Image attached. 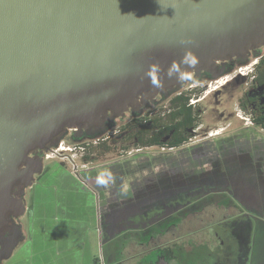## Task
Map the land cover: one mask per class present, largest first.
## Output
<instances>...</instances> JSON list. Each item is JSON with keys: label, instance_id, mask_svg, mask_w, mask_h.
<instances>
[{"label": "flooded vegetation", "instance_id": "af4514ba", "mask_svg": "<svg viewBox=\"0 0 264 264\" xmlns=\"http://www.w3.org/2000/svg\"><path fill=\"white\" fill-rule=\"evenodd\" d=\"M249 54L195 69L178 87L129 108L122 117L108 113L96 127L65 129L43 149L31 150L28 165L18 169L33 170L40 162V170L30 186L13 185L11 197L22 201L23 214L8 213L0 237L21 229L26 241V214L27 226L45 223L48 237L80 238V223L95 229L104 242L121 231L143 236L124 240L121 249L129 246L133 252L111 264H264V129L253 123L258 104H264V87L255 88L253 82L258 59L240 65ZM239 68H245L244 75L235 74ZM232 83L239 92L237 121L204 131L209 128L202 104ZM178 97L188 98L184 112L171 104ZM122 126L128 130L121 133ZM121 137L129 139L122 144ZM61 142L71 149L46 158ZM103 142L110 144L107 154L99 152ZM115 152L120 154L112 158ZM105 156L109 160L100 162ZM211 194L222 197L203 202ZM235 218L251 225L247 239L241 240ZM89 260L103 264L95 255Z\"/></svg>", "mask_w": 264, "mask_h": 264}, {"label": "water", "instance_id": "95a60500", "mask_svg": "<svg viewBox=\"0 0 264 264\" xmlns=\"http://www.w3.org/2000/svg\"><path fill=\"white\" fill-rule=\"evenodd\" d=\"M263 47L264 0H0V231L31 150ZM24 238L0 237V263Z\"/></svg>", "mask_w": 264, "mask_h": 264}, {"label": "rangeland", "instance_id": "374dc122", "mask_svg": "<svg viewBox=\"0 0 264 264\" xmlns=\"http://www.w3.org/2000/svg\"><path fill=\"white\" fill-rule=\"evenodd\" d=\"M232 84L233 85L227 84L223 89L218 91V93L213 95L211 94V96L202 104V108L206 112L204 119L209 128L208 130L207 128H205L204 131H209L210 128H212L216 123L218 124L217 125L218 128H223L228 123H234L237 121L238 118H236V114L237 113L239 114V110L238 108L236 109V106H237V97H239V92L236 89V85L234 83ZM212 86H214V84ZM120 146L122 145H119V150H121L122 148ZM119 154L120 153L115 152V155H112V158H116V156H118ZM75 159H80L78 154ZM101 159L108 161L109 157L105 156L103 158H99V160ZM100 162H102V160ZM48 163L51 164V162ZM31 197H32V190L31 191L29 190L27 191L24 199L25 205L28 207L31 206L32 204ZM221 197L222 196L220 195L211 194L208 197L205 196L203 202H213L215 199L216 200L221 199ZM22 220H23L22 221L23 230L25 231V234L29 235L31 231V226L29 225L27 226V222L30 220V218L28 219V216L25 214ZM245 222L246 219L244 218L241 219L235 218L233 220V224H235L234 226L237 229V233L241 236V240L247 239L248 236L251 234L250 231H252V227H250L251 225L246 224ZM78 227H80L79 229H81L80 231L81 235L84 236L85 239L88 241L89 247H87V249H89L90 254L100 258L103 264H111V263L119 262L123 258V253L126 254L127 256L133 252V248L132 247L130 248L129 246L126 248L125 251L123 247H122L123 250L121 249V244L122 242H124V240L131 238H134L132 240H136V239L139 240L140 238H143V236H140V234L131 236L129 232L123 233V231H121L118 232L119 234L115 233V236H112L107 242H104L98 237L97 232L92 227L88 228L87 225L83 223L82 224L80 223ZM191 227L197 228L196 223L194 222L193 224V222H191ZM184 230H187L186 226L181 229V231ZM50 238L51 237H47V240L49 241ZM28 244L30 246V243L28 241L27 242L23 241L17 248H15L11 257L7 259V261H5L3 264H28V262L24 260V258L27 256V252L29 251L31 252V246L30 248L26 247ZM48 247L50 246L47 245V249ZM50 254L51 252L47 254L45 258L41 257L40 261L47 262L49 258L54 259L53 255ZM38 263L39 260L37 259L34 264H38Z\"/></svg>", "mask_w": 264, "mask_h": 264}, {"label": "crops", "instance_id": "0c3cea01", "mask_svg": "<svg viewBox=\"0 0 264 264\" xmlns=\"http://www.w3.org/2000/svg\"><path fill=\"white\" fill-rule=\"evenodd\" d=\"M47 232L48 229L45 223L31 225V231L26 240L30 243L31 252H27V256L24 258L28 264H34L37 259L39 260L38 264H91L89 257L92 255L87 249L89 247L88 241L84 236L64 239L52 235L48 241ZM47 245L50 246L48 249ZM30 246L28 244L26 247L30 248ZM50 252L54 259L49 258L47 262L40 261L41 257L45 258Z\"/></svg>", "mask_w": 264, "mask_h": 264}, {"label": "trees", "instance_id": "16d2710c", "mask_svg": "<svg viewBox=\"0 0 264 264\" xmlns=\"http://www.w3.org/2000/svg\"><path fill=\"white\" fill-rule=\"evenodd\" d=\"M247 54H249V52ZM255 59H258V62L255 66V71L253 74L254 86H255V88L264 87V47L262 48V51L260 53H257V50H253V53L249 54L247 56V59L243 63H241L240 65H244V64L249 63ZM240 65H238V66H240ZM171 104H172V106L180 107L181 111L183 110V112L186 111L188 109V107H190V105H188L189 104L188 98H184V97L183 98L178 97V98L172 100ZM184 109H186V110H184ZM256 110L257 111L254 115L253 123L256 126H258L259 128L264 129V104L262 106L260 104H258V108ZM154 124H156V122ZM134 126H135L136 130H138L140 125L135 123ZM127 130H128L127 126L120 127L121 133L124 131H127ZM127 139H129V138H127ZM127 139L125 137H123V138L121 137V139H120L122 141L121 143L123 144ZM98 147H99L100 154H103V153L107 154L111 151V147H110V144L108 142H103L100 145H98ZM89 149H90V146H89Z\"/></svg>", "mask_w": 264, "mask_h": 264}, {"label": "built area", "instance_id": "2783aa9c", "mask_svg": "<svg viewBox=\"0 0 264 264\" xmlns=\"http://www.w3.org/2000/svg\"><path fill=\"white\" fill-rule=\"evenodd\" d=\"M256 61V60H255ZM245 68H239L235 74L239 73L241 75H244L245 73ZM194 103V99L190 100V104H193ZM71 147H66V145L64 144V142H61L59 144V146L55 149H53L52 151H49V153L46 155V158H51V157H54V156H58L61 152L63 151H66V150H70Z\"/></svg>", "mask_w": 264, "mask_h": 264}]
</instances>
